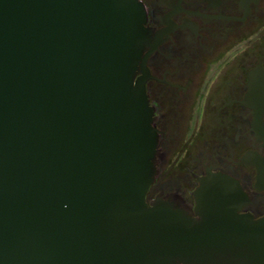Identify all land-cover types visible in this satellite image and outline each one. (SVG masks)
<instances>
[{"label":"water","instance_id":"obj_1","mask_svg":"<svg viewBox=\"0 0 264 264\" xmlns=\"http://www.w3.org/2000/svg\"><path fill=\"white\" fill-rule=\"evenodd\" d=\"M144 21L138 0H0V264H264V216L221 188L198 217L146 200Z\"/></svg>","mask_w":264,"mask_h":264},{"label":"flooded vegetation","instance_id":"obj_2","mask_svg":"<svg viewBox=\"0 0 264 264\" xmlns=\"http://www.w3.org/2000/svg\"><path fill=\"white\" fill-rule=\"evenodd\" d=\"M138 1L156 132L147 202L198 217L197 193L217 187L264 216V0Z\"/></svg>","mask_w":264,"mask_h":264}]
</instances>
